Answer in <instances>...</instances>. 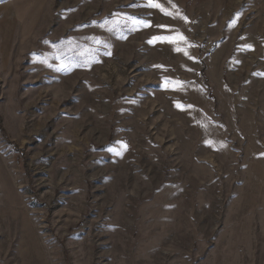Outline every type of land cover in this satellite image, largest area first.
<instances>
[{
	"label": "rangeland",
	"instance_id": "374dc122",
	"mask_svg": "<svg viewBox=\"0 0 264 264\" xmlns=\"http://www.w3.org/2000/svg\"><path fill=\"white\" fill-rule=\"evenodd\" d=\"M156 2L0 0V264H264V0Z\"/></svg>",
	"mask_w": 264,
	"mask_h": 264
},
{
	"label": "snow or ice",
	"instance_id": "6c2138e0",
	"mask_svg": "<svg viewBox=\"0 0 264 264\" xmlns=\"http://www.w3.org/2000/svg\"><path fill=\"white\" fill-rule=\"evenodd\" d=\"M149 6H151V7H160V5L156 2V0H149ZM161 11H164V9L161 8ZM165 14H168V13L165 12ZM154 40L172 42L174 40V38L173 37H155ZM177 50H179V49H177ZM167 83L168 82H166V84Z\"/></svg>",
	"mask_w": 264,
	"mask_h": 264
}]
</instances>
